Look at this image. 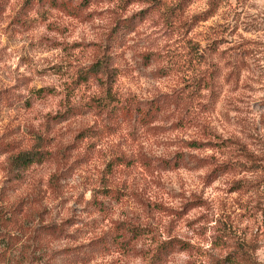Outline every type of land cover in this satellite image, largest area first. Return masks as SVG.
<instances>
[{"label":"clouds","instance_id":"1","mask_svg":"<svg viewBox=\"0 0 264 264\" xmlns=\"http://www.w3.org/2000/svg\"><path fill=\"white\" fill-rule=\"evenodd\" d=\"M0 264H264V0H0Z\"/></svg>","mask_w":264,"mask_h":264}]
</instances>
